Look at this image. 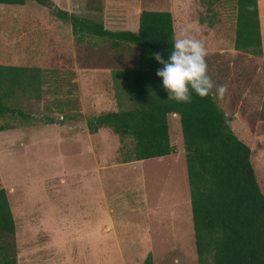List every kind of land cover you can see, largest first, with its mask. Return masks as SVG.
<instances>
[{"label": "rangeland", "instance_id": "374dc122", "mask_svg": "<svg viewBox=\"0 0 264 264\" xmlns=\"http://www.w3.org/2000/svg\"><path fill=\"white\" fill-rule=\"evenodd\" d=\"M52 1L111 30L136 31L144 9L171 11L175 35L191 25L207 51V74L228 86L215 100L250 146L264 193V50L262 58L234 49L236 0L212 7L201 0ZM128 52L77 44L70 24L35 0L0 4V63L41 68L40 98L20 94L13 104L26 117L1 120L9 128L0 131V186L15 221L17 264H138L148 252L152 264H198L178 116L167 117L174 152L130 165L122 162L130 144L108 127L87 128L94 115L136 105L127 88L135 52Z\"/></svg>", "mask_w": 264, "mask_h": 264}, {"label": "trees", "instance_id": "16d2710c", "mask_svg": "<svg viewBox=\"0 0 264 264\" xmlns=\"http://www.w3.org/2000/svg\"><path fill=\"white\" fill-rule=\"evenodd\" d=\"M35 1L70 24L77 44L98 41L108 44L114 53L135 52L134 66L127 70V88L136 105L101 112L87 121L90 133L108 127L124 146L130 144L122 162L173 153L167 117L178 116L198 264H264V193L251 162L250 146L233 131L213 95L201 98L191 92L189 103L168 100L162 78L156 75L163 65L153 54L159 52L167 60L173 50L175 28L171 11L144 9L136 31L111 30L101 20L69 12L52 0ZM201 1L212 7L225 0ZM25 2L0 0V4ZM236 6L234 49L260 56L258 0H236ZM40 86L41 68L0 63V131L9 128L1 122L6 116L26 117L13 104L20 94L40 98ZM47 123L55 121L50 118ZM0 264H17L15 221L2 186ZM138 264H152V254L148 252Z\"/></svg>", "mask_w": 264, "mask_h": 264}, {"label": "clouds", "instance_id": "9594fccd", "mask_svg": "<svg viewBox=\"0 0 264 264\" xmlns=\"http://www.w3.org/2000/svg\"><path fill=\"white\" fill-rule=\"evenodd\" d=\"M191 30L192 26L188 25L179 35L173 36V50L167 60L159 52L153 54L154 59L163 65L156 75L162 78L163 87L169 94L168 100L189 103L191 92L201 98L211 94L216 99H223L228 86L215 85L207 74L205 45L190 35Z\"/></svg>", "mask_w": 264, "mask_h": 264}, {"label": "crops", "instance_id": "0c3cea01", "mask_svg": "<svg viewBox=\"0 0 264 264\" xmlns=\"http://www.w3.org/2000/svg\"><path fill=\"white\" fill-rule=\"evenodd\" d=\"M259 2L261 3V4H263L264 3V0H258V12H259V21H260V34H262V37H261V47L263 46V43H264V26H263V24H262V19H261V15H260V7H259ZM263 50H264V47H263V49H262V54L260 55L261 57H262V55H263ZM263 58V57H262ZM137 161H140V160H136V161H130L131 163H129V162H127V163H129V165L130 164H134V163H136ZM102 169H103V172H102ZM98 171H99V173H101V174H99V176H98V180H99V182H100V185H101V189H102V194L100 195L99 194V198H101L102 200H103V206L105 207V201H106V192H105V177L103 176V173H105L104 172V168L102 167V166H99V169H98ZM83 219L84 220H90L89 219V216L87 215V216H83ZM104 221H105V217L100 221V224H98V226H97V230H99V228H100V225L101 224H103L104 223Z\"/></svg>", "mask_w": 264, "mask_h": 264}]
</instances>
